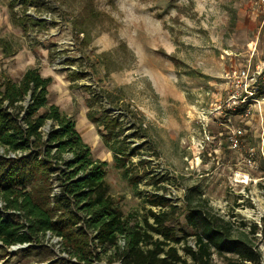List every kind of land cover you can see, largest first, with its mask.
Instances as JSON below:
<instances>
[{
	"label": "rangeland",
	"instance_id": "374dc122",
	"mask_svg": "<svg viewBox=\"0 0 264 264\" xmlns=\"http://www.w3.org/2000/svg\"><path fill=\"white\" fill-rule=\"evenodd\" d=\"M34 2L0 0V80L6 73L19 81L31 67L57 73L58 79L48 75L51 101L64 103L93 157L109 163L106 180L125 216L143 215L155 193L181 207L197 187L196 201L232 220L236 236L249 232L251 224L259 226L247 238L264 264V99L250 102L246 111L226 106L235 69L264 70V0ZM12 12L38 22L24 27L14 23ZM93 96L96 118L108 110L123 120L116 147H125L126 162L144 176L136 190L115 167L104 126L88 118ZM232 126L245 130L239 148L227 139ZM250 150L252 165L245 162ZM246 174L248 182L239 181ZM178 217L185 220L184 214ZM58 243L56 238L44 243L52 251L47 261L36 253L42 246L32 252L9 247L4 256L0 248V264L63 258L77 263ZM188 243L195 247V237ZM95 252L99 259L93 264H107L113 250L99 246ZM232 257L216 253L211 264H229Z\"/></svg>",
	"mask_w": 264,
	"mask_h": 264
},
{
	"label": "trees",
	"instance_id": "16d2710c",
	"mask_svg": "<svg viewBox=\"0 0 264 264\" xmlns=\"http://www.w3.org/2000/svg\"><path fill=\"white\" fill-rule=\"evenodd\" d=\"M34 1L24 0V4ZM22 17L11 13L14 23L24 27L38 22L27 14ZM1 77L2 256L12 245L31 243L27 252L42 246L36 253L40 261H47L52 251L39 244L51 233L61 237L64 252L78 261L75 264H93L99 259L95 252L99 246L104 251L113 250L107 264H211L216 253L233 255L228 258L229 264H259L261 254L247 238V234H256L259 226L251 224L249 232L236 236L232 220L196 201L197 187L190 189L181 207L165 194L155 193L148 196L150 207L143 215L125 216L115 204L106 180L109 163L93 157L76 120L58 105L48 103L53 78L43 76L38 67L27 69L19 81L6 73ZM96 100L95 96L89 98L88 118L104 126L103 140L115 150V167L123 170V176L136 190L144 176L130 160L126 162L125 147H116L125 130L123 120L108 110L96 118L91 108ZM249 104H242L240 111H246ZM45 107L46 111L40 112ZM133 154L129 152L128 156ZM183 214L185 220L181 221L178 216ZM190 236L195 237V247L188 243ZM49 264L71 263L63 258Z\"/></svg>",
	"mask_w": 264,
	"mask_h": 264
},
{
	"label": "built area",
	"instance_id": "2783aa9c",
	"mask_svg": "<svg viewBox=\"0 0 264 264\" xmlns=\"http://www.w3.org/2000/svg\"><path fill=\"white\" fill-rule=\"evenodd\" d=\"M232 79L234 82L235 89L232 91V93L230 94V96H228V99L226 100V106L228 108L236 111L244 103H250L252 101L258 102L260 99H264V70L250 72L249 67L247 68L245 67L243 69H235L232 74ZM259 94L261 95L259 96ZM217 109L222 110L223 106L219 105ZM248 109L249 108L247 107L246 110ZM244 133H245V130L243 128L234 127V126L228 127L227 139L230 143V146L233 148H239L242 142L241 137L244 135ZM10 155L15 156L14 153ZM245 162L248 165L254 164V151L253 150L249 151V154ZM55 186H56L55 191H58L59 187L57 186V183L55 184ZM0 206H2L1 201H0ZM50 238L51 239L56 238L59 241L58 244L62 246L61 237L54 236L51 233H48L44 241L40 243L39 245H42V244L44 245V243L48 242ZM121 242L123 243V241ZM30 245L31 243H24V244H15V245H12L11 247L27 248Z\"/></svg>",
	"mask_w": 264,
	"mask_h": 264
},
{
	"label": "crops",
	"instance_id": "0c3cea01",
	"mask_svg": "<svg viewBox=\"0 0 264 264\" xmlns=\"http://www.w3.org/2000/svg\"><path fill=\"white\" fill-rule=\"evenodd\" d=\"M26 71V70H25ZM41 74L43 75V76H48V75H51V76H53V77H55V79H58L57 78V73L56 72H47V73H45V72H43V71H41ZM63 89H65V90H69V88H63ZM50 91V90H49ZM61 97V96H60ZM48 103L49 104H56V105H58L60 108H61V110L65 113V109H64V103L63 102H61L60 100H55V101H51V98H50V92H49V94H48ZM46 108V107H45ZM68 115H70V113H67ZM71 116V115H70Z\"/></svg>",
	"mask_w": 264,
	"mask_h": 264
},
{
	"label": "bare ground",
	"instance_id": "6f19581e",
	"mask_svg": "<svg viewBox=\"0 0 264 264\" xmlns=\"http://www.w3.org/2000/svg\"><path fill=\"white\" fill-rule=\"evenodd\" d=\"M238 177L240 178L239 181L241 182H248L249 180V176L246 174V175H238Z\"/></svg>",
	"mask_w": 264,
	"mask_h": 264
}]
</instances>
